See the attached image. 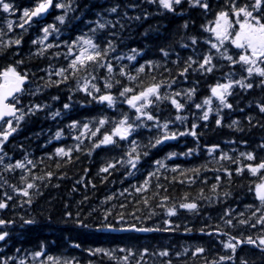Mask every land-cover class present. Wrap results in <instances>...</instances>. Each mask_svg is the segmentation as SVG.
<instances>
[{
    "label": "trees",
    "instance_id": "1",
    "mask_svg": "<svg viewBox=\"0 0 264 264\" xmlns=\"http://www.w3.org/2000/svg\"><path fill=\"white\" fill-rule=\"evenodd\" d=\"M5 2L11 3L13 8L9 13L0 10V70L12 65L19 73L27 74L24 87L16 96V107L25 113L32 105L42 107L25 115L17 130L0 144V200L6 203V207L0 209V219L12 221L0 225V231L8 233L0 241V257H13L9 264H16L18 260H23L24 264H42L49 256L58 264L66 261L71 264H125L122 259L125 256H128L127 264H241L242 259L246 264H264V250L256 245L240 244L236 252L222 246V241L227 239L223 232L238 239L251 237L255 240L264 235V226L255 223L261 213H257L249 224H236L240 218L249 220L251 213L261 207L254 188L264 177V169L252 175L246 165L255 166L264 161V148L260 147L264 145V113L257 107L264 104L262 78L255 74L248 77L245 83L253 84L251 88L233 84L226 97L231 108L221 106L210 92L217 83L247 76L239 64L229 65L209 43H205L211 34L202 26L213 21L216 12L230 11L225 0H201L208 4L207 9L181 0L171 12L160 7L158 0L152 3L148 0H53L44 16L32 18L23 29L19 27L23 10L33 8L38 0ZM253 2L238 0V6ZM56 3L68 4L70 10L65 13L55 7ZM112 7H117L116 13L106 11ZM97 13L104 19H119L123 28L117 24L93 34L91 29L95 27ZM61 15L65 16L64 23L56 20ZM128 17L139 19L129 20ZM7 21L12 22L11 31ZM47 25H52L55 31L49 33L44 44L52 47L39 43L43 38L41 29ZM113 32L115 35H110ZM85 34L101 48L108 40L115 45L106 57L113 65V73H107L106 67L101 65L91 71L95 79L89 81V86L95 83L100 89V95L107 93L114 97L111 106L80 91L78 82L83 85L84 81L79 77L69 75L67 81L54 83L62 79L55 72L67 68L70 63V58L66 57L67 46ZM191 37L196 38V44L192 43ZM15 39H20L21 43H9ZM34 40L36 44L32 43ZM227 47L228 54L239 55L230 44ZM132 49L136 50L135 58L129 61L127 56L133 54ZM161 49L168 55L165 56ZM205 53L213 56L215 68L212 72H201L194 63L185 75H179L188 57L199 62ZM17 61L21 63L17 64ZM147 62H151V66ZM140 65H145V69L137 73ZM121 68L125 69L124 76L120 75ZM128 74L137 76V80L129 81ZM80 75L84 76V73ZM153 77L156 82H164L161 96L179 92L181 95L174 98L184 107L177 112L170 100L153 98L150 113L159 124L167 123L170 133L185 134L150 147L161 134L156 121H145L136 126L139 122L135 119V110L123 102L124 97L119 93L124 86L135 88L141 80L147 84ZM106 81L112 84L110 89H105ZM193 89L189 98L187 91ZM206 97H210L212 103L202 109L196 108L195 105L203 104ZM65 104H69L68 109L64 108ZM208 109V119L204 120L201 118L203 111ZM57 112L59 115H52ZM125 114L134 125L129 138L121 141L115 137V144L93 148L92 145L98 143L105 132H110L114 122ZM177 115L184 119L177 120ZM101 118L107 123L91 137ZM218 118L220 125L216 123ZM234 120L238 123L231 126ZM72 121L77 122L76 128L70 127ZM85 123L89 124L87 130H83ZM0 131H3L2 127ZM192 131H195V137L188 134ZM57 132H60L59 136ZM132 141L138 144L140 159L130 172L129 165L116 162L127 159L125 153ZM57 148L71 149L70 156L56 155ZM249 152L253 155L251 161L246 155ZM241 153L245 155L241 156ZM222 154L229 159H222ZM18 161L24 168L14 167ZM156 161H161L164 166L159 167ZM109 163L115 167L107 173L100 172ZM9 164L13 165L11 170L6 167ZM237 167L242 169L239 174ZM48 172L52 173L51 177L46 175ZM150 172L152 176H149ZM33 176L37 179L33 180ZM21 177H24L23 181ZM217 177H220L219 181ZM145 179L148 180L146 187L136 191ZM29 182L36 185L28 190L30 197L13 191V188H24ZM213 185H216L214 191ZM9 196L12 197L10 200ZM165 196L168 197L166 201L162 199ZM181 203H196L197 208L183 209L179 207ZM169 208L175 209V215H167ZM226 210L228 216L225 218L233 220V228L221 220ZM66 212L71 213V218L65 215ZM78 213L79 219L89 227L76 226L74 221ZM105 213H109L108 222L116 230L97 228ZM240 213H243L242 217ZM121 215L125 224L159 230L121 231L118 223ZM165 219L169 221L168 225L164 224ZM26 220L34 223L25 224ZM218 225L223 231L214 232ZM165 228L169 230L165 231ZM197 247L204 251L193 256ZM95 249L107 250L112 256L103 251L96 253ZM120 249H130L133 255ZM37 251L41 252L40 257L33 256ZM162 251H167L168 255L160 256ZM222 255L232 259L220 261ZM47 264L51 262L47 261Z\"/></svg>",
    "mask_w": 264,
    "mask_h": 264
},
{
    "label": "snow or ice",
    "instance_id": "2",
    "mask_svg": "<svg viewBox=\"0 0 264 264\" xmlns=\"http://www.w3.org/2000/svg\"><path fill=\"white\" fill-rule=\"evenodd\" d=\"M149 3L154 2V0H148ZM158 3L160 7L163 9H167L169 12L173 10L174 5H179L181 3V0H158ZM188 3L190 5L196 4L204 9H207L209 6L207 3H201V0H188ZM53 4V0H38V2L35 4V6L31 9L25 8L23 10V14L21 16L22 23L19 25L21 29L24 28V25L29 23L32 18L39 17L41 14L45 13L50 5ZM225 4L230 7L229 10H221L216 12L214 20L210 21L206 26L204 27V30L211 34L210 38L205 41V43H209L211 49H215L216 52L219 54V56L228 61L229 65H235L239 64L244 71H246L247 76L241 77L239 80H228L225 83H217L216 85L212 86L210 89L211 97H215L216 100L219 101L220 105L223 107L231 108V105L226 102V97L230 94L233 84L240 85L242 88H251L253 87V84L251 83H245L248 77L253 76L255 74L256 76L262 78L261 84H264V0H254L251 5L245 4V5H239L238 6V0H225ZM55 7L58 9H63L65 13H67L69 9L68 4L64 3H56ZM13 8V5L11 3L5 2V0H0V10H2L4 13H9L10 10ZM106 11L110 13H116L117 7H112L107 9ZM126 15V14H125ZM97 21L95 22V27L91 29V32L95 34L98 30H104L108 27H115V25L119 24L121 28H123V24H121L120 20L117 19L115 21L104 19L100 16L99 13H97ZM129 20L131 19H139V17H128ZM56 20H58L60 23L65 22V16H57ZM7 25L9 28V31L12 29V22L7 21ZM187 25H185L186 27ZM43 32V38L39 40V43L44 47H52V45H45L44 41L48 37L49 33L51 31H55L54 27L52 25H47L44 28L41 29ZM110 35H115V33H110ZM192 43L196 44V38L191 37ZM227 42V44H226ZM9 43L17 44L19 45L21 43L20 39H15L9 41ZM33 44H36L37 41H32ZM231 45L234 49L238 50L239 55L237 57H234L233 55L228 54V47L227 45ZM68 53L66 54L67 58H70V63L68 64L67 68H61L58 69L55 72V75L58 77H61L62 79L56 80L54 83L60 84L64 81H67L69 79V75L74 77H79V79H83L84 83L83 85H80L78 82V87L80 91H84L87 93V95L91 96L93 99L98 100L100 103L106 102L109 106L113 105L114 103V97L111 94H102L100 95V89L97 88L95 83H92L89 86V81L94 80L95 77L91 75V71L94 70L96 67H99L101 65H104L106 67L107 73L111 74L113 73V65L106 59L109 52H111L115 45L113 44L112 40H108L106 44H104L103 48H101L98 44H96L91 37H89L87 34L77 37L76 40L72 42V45H68ZM75 51V55L72 56V53ZM133 54L128 55L127 59L129 61L133 60L135 58L136 50H131ZM163 54L165 56L168 55L166 51L161 49ZM43 50L41 49L40 54H42ZM117 60L120 59V57L116 58ZM213 56L205 53L203 55L202 61H194L192 57H188L187 61L185 62V67L182 71L179 72V75L183 76L188 71L189 68L192 67L194 63L197 64V69L201 72H212L215 68V65L212 63ZM21 63V61H17V64ZM173 63H176L173 61ZM149 66H151V62H147ZM145 69V65H140V67L137 69V73H142ZM196 70V69H194ZM84 73V76H81L80 74ZM51 75V73H50ZM120 75H125V69H120ZM228 74H226L227 76ZM137 76H132L131 74L127 75V79L129 81H136ZM27 79V74H21L19 73L15 67L12 65H8L6 68L0 70V127L3 128V131H0V144H3L4 141H6L9 136L17 130V128L20 125L21 120L25 117L27 114H31L34 112V110H38L42 105H32L28 108V112H23L20 108L16 107V104L18 101L16 100V95L22 91V85ZM109 80H111V76H109ZM119 83V81H117ZM164 83L156 82L155 77L152 78L151 82L145 84L143 80L140 81L138 85H136L135 88L124 86L122 90L120 91L119 95L121 97H124V103H126L131 109L135 110L136 117L135 119L139 122L136 126H141L144 124L145 121H156V117H154L150 111L149 106L154 103L153 98L156 101L160 100H170L171 104L174 106V108L179 112L184 105L179 103L174 97L181 95V93H173L172 96H169L165 94L164 96L160 95L161 85ZM45 86H50V84H46ZM259 86V85H257ZM105 89H110L112 87V84L109 82H105L104 85ZM138 89V90H136ZM95 92V94H94ZM193 90L187 91V96L191 98ZM9 98H12L13 102H9ZM55 99V98H54ZM212 103V100L210 97H206L203 100V104H196L195 107L198 109H202L205 105H210ZM257 107L259 108V111L261 113H264V104H258ZM65 109L69 108V104L64 105ZM210 109L203 111V116L201 117L204 120L208 119ZM52 115H59V113H53ZM7 118L6 124L3 123V121ZM177 120H182L184 117H181L180 115H177ZM250 119V118H249ZM107 123V121L104 118H101L99 120V123L97 125L96 131L91 132V137H95L97 135V132L101 130V127L104 126ZM217 125L221 124V120L218 118L216 120ZM237 121H232L231 126L237 125ZM115 126L112 127L110 132H105L102 139H99L98 143H94L92 145L93 148H97L101 145H109V144H115L116 140L115 137H119L121 141H125L129 138L130 133L134 131V125L129 122L127 114H125L118 122H114ZM15 125V127L13 126ZM156 126L160 130L161 134L155 139L154 143H150V147H155L156 145L160 144L164 140L168 139H175L177 135H184L185 133H176V132H169L167 131V123L165 124H159L158 121H156ZM70 127L76 128L77 122L72 121ZM192 128L195 129L196 125L193 124ZM89 129V124L85 123L83 124V130ZM83 130L81 131V135H83ZM239 130V129H238ZM195 137L196 133L195 131H192L188 133ZM57 136L60 135V132L56 133ZM91 137H89L91 139ZM79 139V137H77ZM215 147V146H213ZM260 147L264 148V145H260ZM79 150V148H77ZM191 151V150H189ZM209 152L212 151L211 148L208 149ZM56 155L58 156H70L71 149L65 151L62 148H57L55 150ZM144 155H147L145 152ZM241 156H244V153L240 154ZM247 159L253 160L252 153H247ZM125 156L127 159H121V161H117L116 163H122L127 164L130 166V172L131 169H135L139 159H140V153L138 151V144L136 141H132L131 147L128 149V151L125 153ZM222 159H229V157L226 154H222ZM237 161H234L236 163ZM159 167H163V163L161 161L155 162ZM59 166V165H58ZM6 167L11 170L13 168V165L9 164L6 165ZM16 168H24V164L21 162H17L15 164ZM115 165L112 163L107 164V166L102 167L100 169V172L107 173L109 169L114 168ZM248 171L252 175H256L259 170L264 169V161H261L258 164H255V166L249 164L246 165ZM173 171H176V169H173ZM191 171L195 172L196 169H192ZM242 171L241 167L236 168V173L239 174ZM47 176L51 177L52 173L48 172L46 173ZM153 173H149V176H152ZM44 177H39V179H43ZM37 179V177L33 176V180ZM220 177H217V180L219 181ZM21 180H24V177H21ZM148 184V180L145 179L144 183L141 184L139 187L136 188V191H141L143 188L146 187ZM36 185L34 183H26L24 188L17 189L13 188V191L19 192L21 195L25 197H30L29 189L35 188ZM160 185L157 184V188H159ZM216 189V185H213V191ZM255 197L260 202L261 207L256 208L254 212L251 213V217H249V220L245 219H237L236 224L239 225H246L249 224V221L252 218H256L257 213H261V215L256 218L255 223L257 225L264 226V177L260 178V182L255 184ZM227 195V193H225ZM12 197H8L10 200ZM107 199H111V197H108ZM163 200H167L168 197L165 196L162 198ZM29 203H31V199L28 200ZM145 204H147V201H145ZM6 207V203L3 200H0V209H4ZM123 207V205H121ZM180 208L183 209H189L194 210L197 208L196 203H181L179 205ZM251 207V206H248ZM65 215L69 218H71V213H65ZM109 213H105L104 220L97 225L98 229H108V230H116L115 226L108 222ZM168 216L175 215V209L169 208L167 211ZM228 216V211H225L224 216L221 217V220L223 221L224 225H226L229 228L235 227V224L233 223L232 219H226L225 217ZM240 217L243 216V213L239 214ZM11 224L12 221H5L0 219V225L4 224ZM25 224H32L34 221L32 220H26L24 221ZM77 227L81 228H87L89 225L83 223L79 219V213L77 214V219L74 221ZM118 223L121 224V228L119 230L121 231H128V230H134V231H155L159 229H148V228H137L135 224H125L123 220V216L121 215L118 218ZM164 224L168 225L169 221L167 219L164 220ZM252 227H255V225H252ZM165 231H168V228L164 229ZM186 231H189L190 229H185ZM203 231V229H201ZM214 232H221L223 231L220 226L218 225L214 230ZM223 235L227 237L226 240L222 241V246L224 249H229L232 252H236L237 246L243 243H246L248 245H256L257 247H260L262 250H264V235H261L257 237V239H252L251 237H246L244 239H238L235 236H230L228 232H223ZM8 236L7 232L0 231V241H3ZM258 241V243H257ZM78 247V245H77ZM43 248V245L41 246ZM96 253L104 252L105 255L111 257L112 253L104 250V249H95ZM120 251H127L128 255L131 256L133 253L131 250H125L120 249ZM147 251L146 249L144 250ZM204 251L203 248L197 247L195 251L192 253L193 256L197 255L198 253H202ZM144 253L142 252L141 255ZM160 256H167V251H162L159 253ZM34 257H40L41 252L37 251L33 254ZM125 261V264H127L128 256H125L122 258ZM231 256L222 255L220 256V261H226L231 260ZM13 260V257H0V264H9V261ZM47 261H50L51 264H58V261L49 256L47 257ZM47 261H43L42 264H47ZM16 264H24L23 260L16 261ZM65 264H71L70 261H66ZM241 264H246V261L243 259L241 260Z\"/></svg>",
    "mask_w": 264,
    "mask_h": 264
},
{
    "label": "water",
    "instance_id": "3",
    "mask_svg": "<svg viewBox=\"0 0 264 264\" xmlns=\"http://www.w3.org/2000/svg\"><path fill=\"white\" fill-rule=\"evenodd\" d=\"M22 87V86H21ZM14 95H16V94H14ZM11 98H9V100H10Z\"/></svg>",
    "mask_w": 264,
    "mask_h": 264
}]
</instances>
